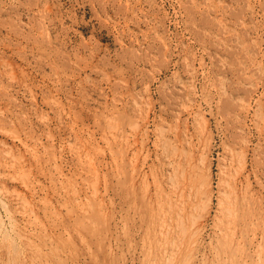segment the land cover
Here are the masks:
<instances>
[{"label": "rangeland", "instance_id": "1", "mask_svg": "<svg viewBox=\"0 0 264 264\" xmlns=\"http://www.w3.org/2000/svg\"><path fill=\"white\" fill-rule=\"evenodd\" d=\"M158 182L200 222L189 264H264V0H0V227L27 264H153Z\"/></svg>", "mask_w": 264, "mask_h": 264}, {"label": "bare ground", "instance_id": "2", "mask_svg": "<svg viewBox=\"0 0 264 264\" xmlns=\"http://www.w3.org/2000/svg\"><path fill=\"white\" fill-rule=\"evenodd\" d=\"M6 68V67H5ZM118 124V123H117ZM115 125V124H114ZM120 125V124H119ZM113 127H115V126H113ZM116 128H117V126H116ZM119 129V128H118ZM122 129V128H121ZM116 130V129H115ZM170 131V130H169ZM11 132V131H10ZM118 132H120V131H118ZM8 133V132H7ZM115 133H116V131H115ZM162 133V132H161ZM10 134V133H9ZM114 134V133H113ZM112 136H115V135H112ZM111 136V137H112ZM118 136V135H117ZM116 136V137H117ZM11 137V136H10ZM15 137V136H14ZM17 137V136H16ZM15 137V138H16ZM115 139V138H114ZM132 139V138H131ZM122 140V139H121ZM115 142V141H114ZM123 143V142H122ZM180 143V142H179ZM109 144V143H108ZM115 144V143H114ZM113 144V145H114ZM124 144H126V143H124ZM116 145V144H115ZM119 145V144H118ZM122 145V144H121ZM128 145V144H127ZM158 145V144H157ZM173 145V144H172ZM171 145V146H172ZM120 146V145H119ZM159 147H160V143H159V145H158ZM26 147V146H25ZM162 147V146H161ZM156 148H157V146H156ZM162 149V148H161ZM176 149H177V147H176ZM179 149H182V148H180L179 147ZM79 150V149H78ZM81 150H82V148H81ZM119 150V149H118ZM127 150H128V148H127ZM130 150H131V148H130ZM83 151V150H82ZM165 151V150H164ZM80 151H78V153H79ZM118 152V151H117ZM116 152V153H117ZM121 152V151H120ZM119 152V153H120ZM88 153V152H87ZM87 153L85 154L86 155V157H89L88 155H87ZM118 153V154H119ZM127 153H128V151H127ZM133 153V152H132ZM84 154V153H83ZM117 154V155H118ZM130 154V153H129ZM134 154V153H133ZM139 154V153H138ZM5 155V154H4ZM123 155V154H122ZM124 155H126V154H124ZM6 156H7V154H6ZM8 156H10V155H8ZM79 156L81 157L82 155H80L79 154ZM119 156V155H118ZM175 156V155H174ZM12 157H13V155H12ZM11 156H10V158L13 160V158H12ZM86 157H83L84 159L86 158ZM113 157V156H112ZM115 157H117L116 155L113 157V158H115ZM135 157H137V156H134V158ZM183 157H184V159H185V164H182V163H180V162H176V161H171L170 162V165L172 166V168H173V170H174V172L176 173V175H181L182 176V181H178V187H177V192L179 193L178 195H182L183 193H184V191L185 190H188V179L190 180L189 182H191L192 183V179L190 178L191 177V174H192V167L189 165V160H188V155H187V153L185 154V155H183ZM82 158V157H81ZM82 158V159H83ZM90 158V157H89ZM89 158H87V159H89ZM92 158V157H91ZM123 159H122V162H121V166H120V171H123L121 174H122V176H124L125 177V175L127 174V159H129V158H127L126 156H124V157H122ZM131 158V157H130ZM167 158V157H166ZM170 158H173V157H171L170 156ZM178 158V157H177ZM6 159V158H5ZM120 159H121V157H120ZM191 159V158H190ZM17 160H19V158H17ZM86 160V159H85ZM94 160V159H93ZM133 160V159H132ZM182 160V159H181ZM8 161V160H7ZM13 161H15V159L13 160ZM84 161V160H83ZM87 161V160H86ZM116 161V160H115ZM134 161V160H133ZM137 160H135V162H136ZM168 161V160H167ZM12 162V161H11ZM19 162V161H18ZM89 162H91V160H89ZM88 162V163H89ZM117 162V161H116ZM118 162H120V161H118ZM184 162V161H183ZM191 162H192V160H191ZM9 163V162H8ZM14 163V162H13ZM131 163V162H130ZM177 163V164H176ZM51 164V163H50ZM90 164H92V163H90ZM115 164V163H114ZM120 164V163H119ZM133 164V163H132ZM134 164H136V163H134ZM168 164V163H167ZM18 165V164H17ZM116 165V164H115ZM191 165H193L192 163H191ZM7 166V165H6ZM13 166V165H12ZM11 166V167H12ZM15 166V165H14ZM130 166H132V165H130ZM8 167V166H7ZM114 167V166H113ZM133 168H134V171H133V174L132 175H134V172H136V170H135V168H136V165H134V166H132ZM141 167V166H140ZM196 167V166H195ZM95 170H97L96 168H94ZM57 170H59L58 168H57ZM112 170V169H111ZM132 170V169H131ZM115 171H117V170H115ZM53 172V171H52ZM56 172V171H55ZM55 172H53V173H55ZM61 172V171H60ZM94 172V171H93ZM78 173H80V172H78ZM81 173H83V172H81ZM114 173V172H113ZM181 173V174H180ZM58 174V173H57ZM84 174V173H83ZM116 174H118V172L116 173ZM129 174V173H128ZM127 174V175H128ZM136 174V173H135ZM138 174V173H137ZM50 175H51V173H50ZM49 175V176H50ZM82 175V174H81ZM80 175V176H81ZM92 175H94V174H92ZM97 175V174H96ZM114 175V174H113ZM132 175H130L131 177H132ZM162 175V174H161ZM53 176H54V174H53ZM117 178H119L118 177V175H115ZM141 176V175H140ZM175 176V175H174ZM57 177V176H56ZM87 177V176H86ZM98 176H96V178H97ZM128 177V176H127ZM130 177V178H131ZM135 177V176H134ZM136 177H138L137 175H136ZM186 177H187V179H186ZM53 178V177H52ZM78 178V177H77ZM139 178V177H138ZM154 178H156V177H154ZM154 178H153V181H154ZM194 178V177H193ZM202 178V177H201ZM74 179V178H73ZM87 179H89V178H87ZM124 179V178H123ZM137 179V178H136ZM140 179V178H139ZM144 180H145V177L143 178ZM163 179V178H162ZM51 180V179H50ZM66 180V179H65ZM72 180V179H71ZM94 180V179H93ZM138 180V179H137ZM53 181V180H52ZM97 181V180H96ZM118 181V180H117ZM120 181V180H119ZM99 182V181H98ZM97 182V183H98ZM125 182V181H124ZM135 182V181H134ZM134 182H133V185H134ZM142 182V181H141ZM147 182V181H146ZM156 182V181H155ZM87 183V182H86ZM94 183V182H93ZM92 183V184H93ZM137 183V182H136ZM159 183V185H158V188L156 189V191H155V193L152 195L150 192H148L147 190V192H145V194H144V192H143V194H144V199H147V200H145V202L144 203H146V208H145V211H144V216H145V218H147V219H149L148 220V224L146 223V225L148 226V230L150 229L151 230V232H150V243H149V250L148 251H150V253H151V257H152V261L154 262L153 264H162L163 263V261L164 260H166L167 258H169V259H171V258H173V260H174V263L175 264H189V262L190 261H192V260H194L195 258H194V256L192 255V254H190V252L191 251H196L197 253H199L200 252V242H199V237H200V234H197L196 235V232H198V231H200V222H199V220H194L193 221V223H192V225L189 227V225H187V221H188V214H187V211H188V207H189V202L188 201H183V199L181 200V204H182V206H181V208L179 209V212H177V210H176V204H175V199H174V194H172V191H169V190H166V188H165V186L163 185V184H161V182H158ZM60 184V183H59ZM69 184V183H68ZM88 184V183H87ZM86 184V185H87ZM117 184H118V182H117ZM123 184V186H125V184L124 183H122ZM146 184V183H145ZM195 184V183H194ZM75 185V184H74ZM90 185V184H89ZM99 185V184H98ZM128 185V184H127ZM147 185V184H146ZM145 185V186H146ZM200 186H199V193H201L200 194V196L201 195H205V191H206V187H208L207 185H206V183H204V182H201V184H199ZM65 186V185H64ZM64 186H63V188H64ZM70 186V185H69ZM91 186V185H90ZM93 186V185H92ZM97 186V185H96ZM95 186V187H96ZM129 186H130V184H129ZM128 186V187H129ZM140 186H142V185H140ZM148 186V185H147ZM155 186V185H154ZM168 186V185H167ZM170 186V185H169ZM28 187V186H27ZM148 187H150V186H148ZM196 187V186H195ZM71 188V187H70ZM88 188V187H87ZM93 188H94V186H93ZM92 188V189H93ZM96 188H98V187H96ZM137 188V187H136ZM135 188V189H136ZM154 188V187H153ZM193 188V187H192ZM76 189V188H75ZM80 189V188H79ZM132 189V188H131ZM191 189V188H190ZM96 190V189H95ZM67 191V190H66ZM75 191V190H74ZM78 191V190H77ZM89 191H91V190H89ZM130 191V190H129ZM70 192V191H69ZM96 192H97V190H96ZM124 192H125V190H124ZM140 192H141V190H140ZM194 192V191H193ZM93 193H94V195H95V192H94V190H93ZM136 193V192H135ZM150 193V194H149ZM191 193H192V191H191ZM78 194V193H77ZM87 194H89V193H87ZM87 194H85V195H87ZM97 194V193H96ZM5 195V194H4ZM16 195V194H15ZM92 196V197H95V196ZM98 195V194H97ZM125 195V194H124ZM129 195V194H128ZM176 195V194H175ZM189 195V194H188ZM197 195V194H196ZM199 195V194H198ZM240 195V194H239ZM80 196H81V193H80ZM236 196V195H235ZM13 197H15V196H13ZM61 197V196H60ZM69 197V196H68ZM89 197V196H88ZM100 197V196H99ZM102 197V196H101ZM100 197V198H101ZM128 197V196H127ZM135 197H136V195H135ZM194 197V196H193ZM5 199H6V197H4ZM17 197H15V199H16ZM23 198V197H22ZM70 198V197H69ZM84 198V197H83ZM97 198V197H96ZM181 198V197H180ZM179 198V199H180ZM202 198V197H201ZM200 198V199H201ZM4 199V200H5ZM89 199V198H88ZM195 199H196V197H195ZM247 199V198H246ZM254 199V198H253ZM3 200V201H4ZM23 200H25L24 198H23ZM63 200V199H62ZM84 200V199H83ZM100 200H102V199H100ZM138 200V199H137ZM244 200V199H243ZM251 200V199H250ZM6 201V200H5ZM17 201V200H16ZM78 201V200H77ZM77 201H75V202H77ZM98 201H99V199H98ZM104 202V201H103ZM134 202H135V200H134ZM246 202V201H245ZM19 203V202H18ZM21 203V202H20ZM23 203V202H22ZM25 203H27L26 201L24 202V204ZM70 203H74V202H71L70 201ZM91 203V202H90ZM143 203V204H144ZM17 204V203H16ZM43 205H45V203H42ZM41 204V205H42ZM47 204V203H46ZM86 204H87V202H86ZM95 204H98V203H95ZM104 204V203H103ZM234 204V203H233ZM4 205V204H3ZM28 205H29V202H28ZM28 205L26 204V206L28 207ZM30 205H31V202H30ZM48 205V204H47ZM90 205V204H89ZM133 205V204H132ZM135 205V204H134ZM65 206V205H64ZM71 206V205H70ZM84 206V205H83ZM105 206H107V205H105ZM139 206V205H138ZM225 206V205H224ZM232 206V205H231ZM3 207H5L4 209L6 210V206H3ZM23 207H24V205H23ZM29 207H31V206H29ZM28 207V208H29ZM35 207V206H34ZM59 207V206H58ZM74 207V206H73ZM92 206H90V210L92 211L93 210V207L91 208ZM96 207V206H95ZM133 207V206H132ZM191 207V206H190ZM27 208V209H28ZM32 208V207H31ZM51 208V207H50ZM53 208V207H52ZM84 208V207H83ZM89 208V207H88ZM98 208V207H97ZM101 208H103V207H101ZM106 208V207H105ZM24 209H26L25 207H24ZM49 209V208H48ZM55 209V208H54ZM63 209V208H62ZM86 209V208H85ZM108 209V208H107ZM133 209V208H132ZM235 209V208H234ZM20 210H21V208H20ZM30 210V209H29ZM80 210V209H79ZM135 210H136V208H135ZM224 210H226V209H224ZM245 210V209H244ZM7 211V210H6ZM5 211V212H6ZM47 211V210H46ZM76 211V210H75ZM94 211V210H93ZM92 211V212H93ZM101 211V210H100ZM105 211V210H104ZM106 211H108V210H106ZM138 211V210H137ZM222 211H223V209H222ZM231 211V210H230ZM233 212H234V210H232ZM52 212H53V210H52ZM79 212V211H78ZM91 212V213H92ZM95 212V211H94ZM97 212H99V211H97ZM97 212H95L94 214H96ZM232 212V213H233ZM8 212H6V214H7ZM29 213V212H28ZM73 213V212H72ZM77 213V212H76ZM75 213V214H76ZM87 213H88V211H87ZM230 213V212H229ZM22 214V213H21ZM23 214H24V212H23ZM22 214V215H23ZM32 215L31 216H33V213H31ZM50 214H51V212H50ZM56 214V213H55ZM69 214H71V213H69ZM81 214V213H80ZM83 214H84V212H83ZM93 214V215H94ZM134 214V213H133ZM233 214H235V213H233ZM248 214H249V212H247V211H241L239 214H237V210H236V215H235V221H242V220H245V217H247L248 216ZM9 215H11V214H9L8 213V224H9V228L11 229H9L10 231H13L14 232V235H17L16 237L20 240V245L19 246H17V248H15V246L13 245V243H10L11 241H10V239L11 240H13L11 237H9L10 235H8V233L5 231V232H2V230H1V227H3V226H1V225H3V224H0V264H27L28 262H29V255H30V252H29V241L22 235V234H20V232H18V231H16V229L17 228H19V227H17L16 228V226L14 225V223H16L15 221H13L10 217H9ZM46 215V214H45ZM59 215V214H58ZM63 215V214H62ZM77 215V214H76ZM91 215V214H90ZM92 215V216H93ZM97 215V214H96ZM102 215H104V214H102ZM30 216V215H29ZM86 216V215H85ZM136 216V215H135ZM47 217V216H46ZM62 217V216H61ZM87 217V216H86ZM104 217V216H103ZM106 217V216H105ZM108 217V216H107ZM137 217H138V215H137ZM233 217V215L231 216V218ZM33 218H34V216H33ZM84 218V217H83ZM89 218V217H88ZM48 219V218H47ZM52 219V218H51ZM63 219V218H62ZM77 219V218H76ZM103 219H105V218H103ZM102 219V220H103ZM234 219V218H233ZM33 220H35V219H33ZM32 220V221H33ZM56 220H57V218H56ZM61 220V219H60ZM66 220V219H65ZM91 220V219H90ZM101 220V219H100ZM257 220V219H256ZM35 221H37V220H35ZM52 221V220H51ZM83 221H85V220H83ZM99 221V220H98ZM69 222V221H68ZM34 223V222H33ZM75 223H77V222H75ZM81 223V222H80ZM89 223V222H88ZM88 223H87V225H88ZM93 223V222H92ZM106 223H108V222H106ZM239 223V222H238ZM7 224V225H8ZM72 224V223H71ZM70 224V225H71ZM82 224V223H81ZM85 224V223H84ZM94 224V223H93ZM139 224V223H138ZM5 225V224H4ZM36 225V224H35ZM80 225V224H79ZM83 225V224H82ZM96 225V224H95ZM239 225V224H238ZM248 225V224H247ZM251 225H254V228L256 227H258V223H255V222H252V224ZM27 226V225H26ZM29 226V225H28ZM27 226V227H28ZM94 226V225H93ZM93 226L91 227V226H89V227H91V229L93 228ZM100 226H101V224H100ZM237 226V225H236ZM7 227V226H6ZM34 227V226H33ZM39 227V226H38ZM43 227V226H42ZM71 228H72V226H70ZM79 227V226H78ZM86 227V226H85ZM88 227V228H89ZM95 227V226H94ZM244 227H246V226H244ZM248 227V226H247ZM253 227V226H252ZM16 228V229H15ZM76 228V227H75ZM96 228V227H95ZM95 228H94V230H95ZM100 228V227H99ZM145 228V227H144ZM260 228V227H259ZM3 229V228H2ZM44 229V228H43ZM80 229V228H79ZM86 229V228H85ZM176 229H179L180 231H181V235H179V238H178V241H176L175 239H174V234H175V231H176ZM3 230H5V229H3ZM24 230H25V228H24ZM27 230V229H26ZM34 230V229H33ZM94 230L92 229V230H90L91 232H93L92 234L94 235L95 233H94ZM228 230V229H227ZM259 230V229H258ZM262 230V229H261ZM22 231V230H21ZM82 231V230H81ZM88 231H89V229H88ZM98 231V230H97ZM104 231V230H103ZM33 232V231H32ZM45 232H47L46 230L44 231V234H45ZM74 232V231H73ZM90 232V233H91ZM192 232H195V234L193 235L192 234ZM243 232V231H242ZM256 232V231H255ZM16 233V234H15ZM42 233V232H41ZM161 233L163 234V237H164V240H161L160 239V236H161ZM11 234H13V233H11ZM74 234V233H73ZM92 234H91V236L90 237H92ZM101 234V233H100ZM47 235V234H46ZM45 235V236H46ZM80 235H82V234H80ZM97 235V234H96ZM12 236V235H11ZM28 236H29V234H28ZM48 236V235H47ZM148 236V235H147ZM232 236V235H231ZM245 236V235H244ZM30 237H31V235H30ZM84 237V236H83ZM226 237V236H225ZM246 237V236H245ZM99 238V237H98ZM263 238V237H262ZM80 239V238H79ZM97 239V238H96ZM147 239V238H146ZM53 240V239H52ZM83 240V239H82ZM85 240V239H84ZM99 240V239H98ZM34 241H35V239H34ZM201 241H202V239H201ZM245 241V240H244ZM13 242V241H12ZM14 242H16L17 243V241H14ZM44 242H45V240H44ZM87 242V241H86ZM148 242V241H147ZM218 242V241H217ZM239 242H240V240H239ZM238 242V243H239ZM85 243V242H84ZM11 244L14 246L13 247V249H14V251L11 249L12 247H11ZM15 244V243H14ZM87 243H85V245H86ZM148 244V243H147ZM232 244V243H231ZM240 244V243H239ZM18 245V244H17ZM50 245V244H49ZM52 245V244H51ZM59 245V244H58ZM84 245V246H85ZM41 246V245H40ZM43 246V245H42ZM202 246H203V243H202ZM262 246V245H261ZM148 247V246H147ZM194 247V250L192 249ZM40 248V247H39ZM42 248V247H41ZM40 248V249H41ZM56 248V247H55ZM202 248V247H201ZM16 249V250H15ZM18 250V251H17ZM237 250V249H236ZM235 250V251H236ZM240 250V249H239ZM56 251H58V250H56ZM146 251V250H145ZM202 251V250H201ZM220 251V250H219ZM37 252H39V251H37ZM49 252V251H48ZM60 252H62V251H60ZM230 252H231V250H230ZM58 253V252H57ZM149 254V253H148ZM227 254V253H226ZM44 255V254H43ZM55 255V254H54ZM199 255V254H198ZM200 255H201V253H200ZM205 255V254H204ZM61 256V255H60ZM145 256H146V253H145ZM149 256V255H148ZM147 256V258H149ZM191 256H193V258L191 257ZM196 256V255H195ZM207 256V255H206ZM230 256V255H229ZM236 256V255H235ZM33 257V256H32ZM38 257V256H37ZM43 257V256H42ZM52 257V256H51ZM202 257H203V254H202ZM52 258H54V256L52 257ZM231 258H232V260H234V254H231ZM29 259V260H28ZM32 259V258H31ZM55 259V258H54ZM146 259V258H145ZM216 259H217V257H216ZM43 260V259H42ZM46 260V259H45ZM28 261V262H27ZM31 261V260H30ZM147 261V260H146ZM170 261H172V260H170ZM199 261V260H198ZM35 262V261H34ZM218 262V261H217ZM222 262V261H221ZM33 263V262H32ZM36 263V262H35ZM40 263H42V262H40ZM168 263V262H167ZM173 263V262H172ZM193 263V262H192ZM204 263H208V262H204ZM238 263V262H237ZM43 264V263H42ZM150 264V263H149ZM195 264V263H194ZM197 264V263H196ZM224 264V263H223Z\"/></svg>", "mask_w": 264, "mask_h": 264}]
</instances>
